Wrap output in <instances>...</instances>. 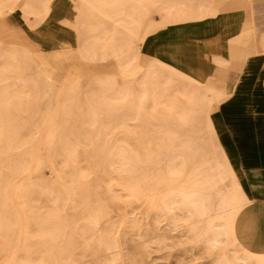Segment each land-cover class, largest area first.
<instances>
[{
    "label": "rangeland",
    "instance_id": "1",
    "mask_svg": "<svg viewBox=\"0 0 264 264\" xmlns=\"http://www.w3.org/2000/svg\"><path fill=\"white\" fill-rule=\"evenodd\" d=\"M50 1L0 0V18L21 10L39 23ZM143 1L84 0L102 18L124 6L134 18L105 21L123 48L96 49L115 36L103 27L80 60L0 40V264L256 261L235 233L250 200L214 118L192 98L199 84L168 64L128 75L158 60L139 52L162 25L158 0Z\"/></svg>",
    "mask_w": 264,
    "mask_h": 264
},
{
    "label": "crops",
    "instance_id": "2",
    "mask_svg": "<svg viewBox=\"0 0 264 264\" xmlns=\"http://www.w3.org/2000/svg\"><path fill=\"white\" fill-rule=\"evenodd\" d=\"M207 3L209 11L199 13V4ZM155 6L163 23L144 35L141 58H157L189 78L224 90L211 115L250 199L237 216L235 233L245 250L264 254V0H158ZM133 10L124 6L120 15L102 18L84 0H51L39 23L29 21L21 10L0 18V40L47 59L76 54L80 60L93 49L103 27L115 36L96 49L107 48L105 44L123 48L115 44L117 24L109 29L105 21L132 19ZM171 10L183 15L172 18ZM87 29L93 32L89 39ZM131 47L126 46L129 51Z\"/></svg>",
    "mask_w": 264,
    "mask_h": 264
},
{
    "label": "bare ground",
    "instance_id": "3",
    "mask_svg": "<svg viewBox=\"0 0 264 264\" xmlns=\"http://www.w3.org/2000/svg\"><path fill=\"white\" fill-rule=\"evenodd\" d=\"M198 11H199V13L205 14L206 12L209 11V9L206 7V5L199 4V10ZM160 22H158V23H160ZM155 25H156V23H155ZM121 52H116L115 55L118 54V53H121ZM139 52H140V49H139ZM131 61H132V59H131V57L129 55H126L125 58L123 59L124 64L128 63V62H131ZM160 64H162V65H160ZM154 65H157L162 70V72L164 70L170 71V69L168 68L167 64H163V62H161L159 60H154L151 67H150V65H148L147 67L139 66V68L135 72H132V73H130L128 75L129 76H136L137 74H139L142 71L146 72V74H150V73L152 74V70H153ZM174 73H176V72H174ZM182 77L185 78V79H188L191 83L199 84V86L201 87L202 91L193 93L192 98L194 100H198L199 102H201L206 107V113L208 114L207 115L208 117L207 116L206 117L208 118V121L209 120L211 121V119H212L211 112H212V110L214 108L215 103L220 102V101H222L224 99L223 92H222L224 90L216 89L215 85L212 82H205L204 84H200L198 81H196V80H194L192 78H189V77H186V76H182ZM145 79L146 80L144 81V84L147 85L148 84V80H147V78H145ZM221 150H223V158L226 160L227 165H229L228 153L226 152V150H224V148L221 149ZM241 193H242L243 198L247 202H249L250 199H249L248 194L244 190ZM249 256L254 257L256 259V261H254L252 263H248V262H246L244 260L245 264H264V254H258V253L251 252V255H249ZM223 264H225V263H223Z\"/></svg>",
    "mask_w": 264,
    "mask_h": 264
}]
</instances>
